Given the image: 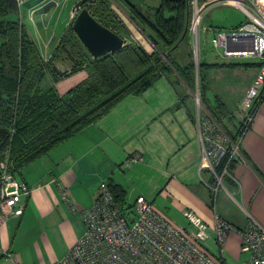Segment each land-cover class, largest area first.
<instances>
[{"label": "crops", "instance_id": "0c3cea01", "mask_svg": "<svg viewBox=\"0 0 264 264\" xmlns=\"http://www.w3.org/2000/svg\"><path fill=\"white\" fill-rule=\"evenodd\" d=\"M78 1L33 0L11 16L23 27L43 63L49 61L67 32L69 15ZM115 1L126 11L109 8L116 19V32L122 35L125 45L135 43L151 53L153 47L143 33L147 31L132 20L130 8L152 17L161 0ZM221 10L218 5L210 8L212 16L215 13L218 18ZM182 54V50L179 55L174 53L180 66L187 64ZM218 56L223 58L220 52ZM201 63L204 89L200 108L193 98L198 80L191 89L174 73L169 78L160 77L140 94L126 96L96 121L22 166L15 177L29 187L30 193L23 200L22 215L0 224V250L14 256L13 260L0 257V264H53L62 259L83 235L81 212L93 204L101 181L122 190L124 203L143 197L178 227L189 228L186 213L210 227L215 212L237 228L249 219L264 228V92L252 120L239 137L242 114L233 111L246 94L259 64L253 59L237 58L202 59ZM247 63L253 66L251 78L245 88L235 91L224 73L238 75ZM220 64L225 66L214 67ZM214 74L220 77L218 82ZM86 76L85 69L57 80L51 74L45 75L47 85L40 89L53 88L62 95ZM215 101L225 111L220 123L208 110ZM202 120L220 136L226 137V132L236 136L234 143L229 142L236 148L234 163L221 177L216 193L212 191L214 174L203 162L202 140L206 132ZM133 158L141 160L131 162ZM217 168L215 174L221 175L222 171L216 173ZM59 187L66 188L70 203L61 200ZM219 194L231 203L235 214L213 209ZM238 243L237 236L229 233L225 250L237 254Z\"/></svg>", "mask_w": 264, "mask_h": 264}, {"label": "trees", "instance_id": "16d2710c", "mask_svg": "<svg viewBox=\"0 0 264 264\" xmlns=\"http://www.w3.org/2000/svg\"><path fill=\"white\" fill-rule=\"evenodd\" d=\"M190 1L161 0L152 17L130 8L132 20L147 31L143 33L153 47L151 53L135 43L125 45L122 35L115 30L116 19L111 15L107 0L81 5L97 22L120 36L124 47L94 60L72 40L76 36L71 31L70 22L48 61V70L57 80L59 77L53 73L51 65L60 61L70 65L69 73L85 69L87 76L75 88L58 95L53 88H37L45 76L43 62L23 27L11 18L18 12L15 0H0V156L7 150L10 162L18 171L96 121L126 96L140 94L160 77L169 78L174 73L183 84L193 89L194 61H191L188 35ZM93 6L100 7L98 17L91 9ZM179 50L189 60L184 66L179 65L174 55L175 52L179 55ZM203 66L201 62L198 64L200 102L204 89L200 74ZM217 66L225 65L214 67ZM208 110L220 123V115L225 114L222 104L215 101ZM10 119L15 121L7 128ZM244 130L242 121L237 136H241ZM226 137L231 144L236 136L226 132ZM233 163L234 157L227 154L216 173L225 166L229 170ZM111 193L116 204L122 206V190L113 187Z\"/></svg>", "mask_w": 264, "mask_h": 264}, {"label": "built area", "instance_id": "2783aa9c", "mask_svg": "<svg viewBox=\"0 0 264 264\" xmlns=\"http://www.w3.org/2000/svg\"><path fill=\"white\" fill-rule=\"evenodd\" d=\"M31 1L15 0L18 9ZM100 1L79 0L69 15L70 22L82 9L81 5ZM190 5L188 35L194 62L198 64L202 30L213 33L212 47L220 51L223 58L253 59L259 64L238 106L246 129L264 92V0H207L203 3L191 0ZM214 5L234 8L244 17L243 22L228 32L202 28L204 13ZM202 123L206 132L202 140L203 162L214 174L212 191L216 193L227 168L225 166L221 175H217L215 167L227 154L232 156L236 148L229 144L226 137L217 134L206 120ZM140 160L133 158L131 162ZM16 172L5 150L0 156V224L22 215L23 200L30 193L29 187L16 179ZM59 188L61 200L70 203L66 188ZM81 218L83 235L62 259L53 264H225L222 257L229 233L235 234L239 240L238 253L245 256L242 264H264V228L254 220L249 219L243 227L237 228L214 212L209 227L194 215L186 213L189 228L178 227L143 197H137L132 205L118 206L105 181L98 184L95 200L90 208L81 212ZM207 242L214 246L215 253L209 250ZM0 257L14 259L12 254L2 250Z\"/></svg>", "mask_w": 264, "mask_h": 264}, {"label": "rangeland", "instance_id": "374dc122", "mask_svg": "<svg viewBox=\"0 0 264 264\" xmlns=\"http://www.w3.org/2000/svg\"><path fill=\"white\" fill-rule=\"evenodd\" d=\"M107 2L109 3V5H111L112 9H116L118 11H120V9H122L124 12L125 9L124 7H122L119 3H117V1L115 0H107ZM199 3L202 2V0H198ZM120 8V9H119ZM92 11L94 13H98L97 10H100V7L97 6H93L91 7ZM216 12V11H215ZM222 16L221 18L216 17V14L214 13L213 16L211 14L210 9L207 10L204 15H203V19L201 22V27L202 28H212V29H219L222 30L223 32H228L227 30H229L232 26L238 24L239 22L243 21L244 17L234 8H230V7H222ZM120 13V12H119ZM98 17V16H97ZM29 25H31V21L28 20ZM59 28H61V26H59ZM230 31V30H229ZM212 36L213 33L212 32H203L202 30L200 31V44L198 45L199 47V51L197 52L198 55V64L200 62H202V59H205L206 61H213V60H226V58H220L218 56L220 51H216L213 49L212 47ZM75 43H77L83 50H85L83 48V46L81 45V43L79 42V40L75 37L72 39ZM191 40L189 38V52L192 54V48H191V44H190ZM85 54H87L86 51H84ZM88 55V54H87ZM182 58H184V56H182ZM185 59L187 60V62H189L188 58ZM229 60V59H228ZM191 61L193 62V59L191 57ZM244 62V60H241ZM246 62V61H245ZM251 62V60L249 61ZM42 67L44 68V75L48 76L51 74V72L48 70V68H50V65L47 63H42L41 64ZM252 70H253V66H251V63H247V66L243 67V70L239 71L238 75H232L231 73H224L226 75L225 76V80L232 81V86H233V90L235 91H239L241 88H245V86L247 85V82L249 81V79L251 78L252 75ZM200 71V70H199ZM201 74V72H200ZM52 75V74H51ZM198 69L196 71L195 65H194V80L195 82L197 81V86L196 89L193 93V98L194 100H198V103H195L197 105L198 108H200L201 104H200V96H199V77H198ZM214 80L215 82H218V80L220 79L219 76H216V74H214ZM44 87L45 85H47V81H42L39 85H38V89H40V87ZM240 103V102H239ZM239 103L236 104V106L234 107V112L235 114H239L238 112V106ZM15 120L10 119L8 122V126H11L13 124ZM135 201V200H134ZM133 202L131 203H127L125 202L124 204L126 205H132ZM217 208V210L220 212L221 210L227 214V215H231V214H235V210L233 208V206L231 205V203L229 201H227V199L225 197H222L220 194L218 195L217 199H215V202L213 203V209ZM227 216H224V218ZM207 247L209 248V250L212 253L216 252V249L214 248V246L211 244V242H207ZM245 256H240L238 253L237 254H233L228 252L227 250L224 249V253H223V261L225 262V264H242L243 260H244Z\"/></svg>", "mask_w": 264, "mask_h": 264}, {"label": "water", "instance_id": "95a60500", "mask_svg": "<svg viewBox=\"0 0 264 264\" xmlns=\"http://www.w3.org/2000/svg\"><path fill=\"white\" fill-rule=\"evenodd\" d=\"M71 31L94 60L118 52L124 47L123 39L97 22L86 8L81 9L72 21ZM194 65L197 71L196 61ZM51 70L60 78L70 72V65L57 61L52 63Z\"/></svg>", "mask_w": 264, "mask_h": 264}]
</instances>
